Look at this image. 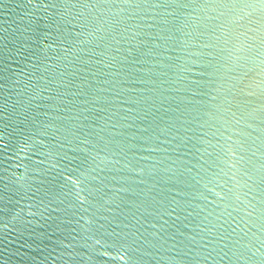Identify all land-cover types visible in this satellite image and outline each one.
<instances>
[{
	"label": "water",
	"instance_id": "95a60500",
	"mask_svg": "<svg viewBox=\"0 0 264 264\" xmlns=\"http://www.w3.org/2000/svg\"><path fill=\"white\" fill-rule=\"evenodd\" d=\"M0 264H264V0H0Z\"/></svg>",
	"mask_w": 264,
	"mask_h": 264
}]
</instances>
